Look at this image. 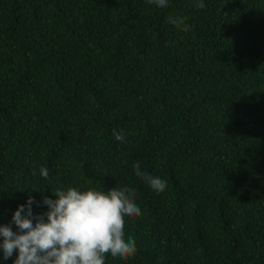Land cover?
Instances as JSON below:
<instances>
[{
    "label": "trees",
    "instance_id": "obj_1",
    "mask_svg": "<svg viewBox=\"0 0 264 264\" xmlns=\"http://www.w3.org/2000/svg\"><path fill=\"white\" fill-rule=\"evenodd\" d=\"M199 2L0 0V226L128 187L137 251L105 264H264V0Z\"/></svg>",
    "mask_w": 264,
    "mask_h": 264
},
{
    "label": "clouds",
    "instance_id": "obj_2",
    "mask_svg": "<svg viewBox=\"0 0 264 264\" xmlns=\"http://www.w3.org/2000/svg\"><path fill=\"white\" fill-rule=\"evenodd\" d=\"M146 2L161 9L169 6L168 0ZM198 7H205L203 0ZM167 22L177 30L190 31L184 16H169ZM112 134L115 140L126 142L123 131L114 129ZM134 171L157 194L165 191L167 182L143 172L139 162L134 165ZM39 172L44 179L49 177L47 168L41 167ZM52 193L57 199L44 197L42 204L48 210L43 214L33 215L32 205L40 204L31 196L26 205L18 206L11 221L17 232L11 225L0 226V251L4 260L16 251L14 264H105L109 255L127 259L136 253L134 237L125 235V219L141 215L135 203V190L114 187L108 191L97 188L82 191L69 186L58 187Z\"/></svg>",
    "mask_w": 264,
    "mask_h": 264
}]
</instances>
